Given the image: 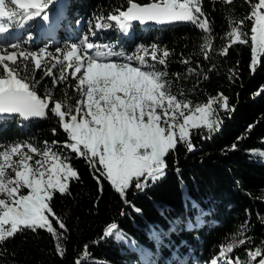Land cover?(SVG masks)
Masks as SVG:
<instances>
[{"label":"snow or ice","instance_id":"snow-or-ice-1","mask_svg":"<svg viewBox=\"0 0 264 264\" xmlns=\"http://www.w3.org/2000/svg\"><path fill=\"white\" fill-rule=\"evenodd\" d=\"M55 2L0 0V36L10 34L13 29H23L37 19L45 25L58 27L50 13ZM211 2L231 5L233 0ZM247 2L250 5L247 15L238 21L228 18L229 30L222 37L226 43L218 55L226 57L234 46L247 45L250 47V71L255 73L264 63V0ZM137 22L140 26L191 24L204 34L199 45L200 54L205 61L211 59L213 25L203 0H126L123 9L117 7L106 16L93 14L87 31L77 42H65L64 47L54 50L48 45L36 50L29 48L33 39L31 33L23 40L0 42V124L6 126L15 118L18 126H24L34 119H48L50 113L66 136L63 144L55 140L51 145L45 142L43 150L30 142L0 143V256L8 255L2 250L6 241L17 234L39 230L50 234L60 258L66 255L68 229L54 212L53 200L57 193L70 195L72 182L81 179L71 162L73 154L87 162L101 193L106 182L125 205H131L127 199L129 191L134 188L144 193L164 179L169 168L168 157L177 152L178 146H184L187 153L195 151L193 130H206L209 135L204 139L220 130L223 119L217 115L214 105L229 118L235 110L223 93L209 96L206 103L195 107L191 100L178 98L184 92L174 93L173 82L167 79L172 55L167 47L152 42L149 45L139 43L131 51L126 49L125 42L134 38ZM246 22L251 24L250 34L244 30ZM113 27L121 36L115 44L94 43L90 39L97 32ZM180 62L190 64L191 58H182ZM157 65L164 70H159ZM56 69H59V76H56ZM36 72L43 73L39 80L35 79ZM229 72L230 80L239 78L236 71L230 69ZM194 74L196 69L189 67L187 75ZM176 76L179 78V73ZM44 77L52 78V88L67 84L69 78L74 80V92L80 97L75 108L66 91L64 100H56L47 86L45 94L38 95L36 88ZM203 79H208L207 74ZM262 92L264 88L255 95ZM52 134H57L55 127ZM57 147L59 150H54ZM236 148L233 144L231 150ZM259 155L264 157V152ZM36 156L41 158L34 159ZM176 171L179 173V168ZM200 222L197 217L186 227H198ZM176 230L173 227L172 231ZM245 231L246 227H242L239 235L244 237ZM167 234L155 230L151 233L158 242ZM108 238L118 242L126 240L114 222L103 230L102 239ZM249 242L250 238H240L226 247L221 246L220 255L211 259L210 264H221V261L223 264H253L257 258L258 264H264V246L249 250L247 262L231 256L237 247ZM89 247L84 246L83 255L75 264L89 260Z\"/></svg>","mask_w":264,"mask_h":264},{"label":"trees","instance_id":"trees-1","mask_svg":"<svg viewBox=\"0 0 264 264\" xmlns=\"http://www.w3.org/2000/svg\"><path fill=\"white\" fill-rule=\"evenodd\" d=\"M203 4L213 25L214 51L210 60L205 61L200 54L199 45L204 34L191 24L144 28L134 24V38L125 42L126 49L131 51L139 43L149 45L152 42L167 47L172 53L167 79L173 82L174 93L184 92L178 98L191 100L195 107L206 103L209 96L223 93L235 109L230 118L214 105L217 115L223 119L220 130L207 139L203 138L209 135L206 130H193L195 151L187 153L184 146H178L177 152L168 157L169 168L164 179L144 193L134 188L129 191L127 199L131 205H125L106 182L101 193L87 162L73 154L71 162L81 179L72 182L70 195L57 193L53 200L54 212L68 229L66 255L60 258L56 254L54 241L46 231H26L5 242L2 250L8 255L0 256V264H75L86 244L90 246V258L83 264H93V261L97 264H140L139 252L144 249L152 252L157 264H210L211 259L220 255L221 246L250 238L249 243L231 253L233 258L247 262L249 250L264 246V157L259 155L264 152V92L255 95L264 88V63L255 73L250 71V47L247 45L234 46L226 57L218 55L226 43L222 37L229 30L228 18L242 19L250 12V5L247 0H233L231 5L203 0ZM117 7L125 8L126 0H71L67 11L71 20L68 26L52 33L50 41L32 40L28 47L36 50L48 45L54 50L64 47L65 42H77L87 31L93 14L106 16ZM77 20L82 21V27L74 35ZM250 27V22H246L244 30L249 34ZM18 33L22 30L18 29ZM90 39L94 43L115 44L121 36L113 27L97 32ZM188 57L190 64L180 62ZM213 66L214 70L209 71ZM189 67L196 69V74L187 75ZM157 68L164 70L163 66L157 65ZM230 69L239 74L238 79H229ZM55 72L59 76V69ZM205 74L207 80L203 79ZM42 75L36 72L35 79L39 80ZM75 83L69 78L67 84L52 88V78L44 77L36 91L43 96L47 86L56 100H64L66 91L75 108L76 100L80 99L74 92ZM54 127L56 135L52 134ZM54 140L63 144L66 136L50 113L48 119H34L24 126H18L15 118L6 126L0 124V143L5 145L30 142L43 150L45 142L51 145ZM233 144L237 145L236 150H231ZM135 208L141 211L137 213ZM197 217L201 219L199 226L188 229L186 225ZM113 222L125 234V241L102 239L103 230ZM53 225L58 228L55 221ZM173 227L177 230L172 231ZM242 227H246L244 237L239 235ZM154 230L168 234L158 242L151 235ZM258 259L253 264H258Z\"/></svg>","mask_w":264,"mask_h":264},{"label":"rangeland","instance_id":"rangeland-1","mask_svg":"<svg viewBox=\"0 0 264 264\" xmlns=\"http://www.w3.org/2000/svg\"><path fill=\"white\" fill-rule=\"evenodd\" d=\"M65 1L64 0H56V2L51 6L52 9H50V13L51 15L56 18L57 15L61 16L60 18L57 19V23H58V28H60L62 23H65V20L67 19V17L64 15L63 11L65 10ZM56 13V14H55ZM41 22V20L37 19L31 23H29V26L27 30H31L32 27H34V32H36V34L39 33L38 31V26L37 24ZM42 28V26H41ZM43 28H45L46 30L51 28V26L48 25H43ZM57 28V27H55ZM46 34H48V32L46 31ZM16 35L13 34H7L5 36H0V42H11L12 40L16 39ZM182 122V121H181ZM41 157L36 156L34 157V159H40ZM26 194V192H25ZM145 253H147V255H145ZM140 255V264H149V262H151V264H157L156 260L154 259V255L152 254V252H150L147 249H144L142 251L139 252ZM173 256H176L175 253H173Z\"/></svg>","mask_w":264,"mask_h":264},{"label":"water","instance_id":"water-1","mask_svg":"<svg viewBox=\"0 0 264 264\" xmlns=\"http://www.w3.org/2000/svg\"><path fill=\"white\" fill-rule=\"evenodd\" d=\"M66 1H70V0H66ZM137 24H138V22H137ZM184 24H187V23H177V24H174V25H184ZM150 25H152V24H150ZM156 26V25H155ZM171 26V25H170ZM162 27H166V26H162Z\"/></svg>","mask_w":264,"mask_h":264}]
</instances>
